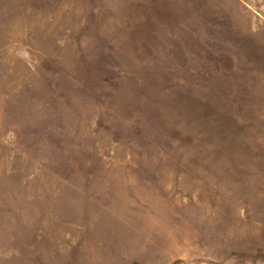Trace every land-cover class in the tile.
Returning a JSON list of instances; mask_svg holds the SVG:
<instances>
[{
  "label": "rangeland",
  "instance_id": "1",
  "mask_svg": "<svg viewBox=\"0 0 264 264\" xmlns=\"http://www.w3.org/2000/svg\"><path fill=\"white\" fill-rule=\"evenodd\" d=\"M0 264H264V0H0Z\"/></svg>",
  "mask_w": 264,
  "mask_h": 264
}]
</instances>
